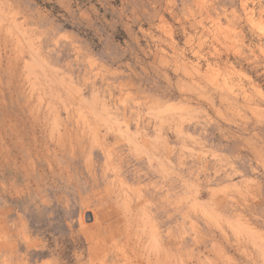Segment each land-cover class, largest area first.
Listing matches in <instances>:
<instances>
[{
    "label": "rangeland",
    "instance_id": "rangeland-1",
    "mask_svg": "<svg viewBox=\"0 0 264 264\" xmlns=\"http://www.w3.org/2000/svg\"><path fill=\"white\" fill-rule=\"evenodd\" d=\"M151 261L264 264V0H0V264Z\"/></svg>",
    "mask_w": 264,
    "mask_h": 264
},
{
    "label": "bare ground",
    "instance_id": "bare-ground-1",
    "mask_svg": "<svg viewBox=\"0 0 264 264\" xmlns=\"http://www.w3.org/2000/svg\"><path fill=\"white\" fill-rule=\"evenodd\" d=\"M59 132H60V131H59ZM59 132H58V134H60ZM58 134H57V135H58ZM59 137H60V136H59ZM53 139H54V138H53ZM58 139H59V138H58ZM17 140H18V139H17ZM18 142H19V141H18ZM46 151H47V150H46ZM48 152H49V151H48ZM167 153H168V152H167ZM168 154H169V153H168ZM28 156H29V155H28ZM52 156H53V155H52ZM53 157H54V156H53ZM53 157H52V158H53ZM166 157H168V156H165V159H166ZM48 162H49V161H48ZM58 165H59V163H58ZM48 166H49V165H48ZM67 168H68V167H67ZM66 175H67V174H66ZM67 177H68V176H67ZM143 214H144V212H143ZM120 220L122 221V219H120ZM120 220H119V222H120ZM131 221H133V220H131ZM131 221H130V222H131ZM125 222H126V221H125ZM120 223H121V222H120ZM123 223H124V222H123ZM126 224H127V223H126ZM142 224H143V223H142ZM119 225H120V224H119ZM127 225H129V224H127ZM143 225H144V224H143ZM123 226H124V225H123ZM145 226H146V225H145ZM116 227H117V226H116ZM150 227H151V226H150ZM119 228H120V227H119ZM137 228H139V227L137 226ZM141 228H142V227H141ZM116 229H117V228H116ZM121 229H122V228H121ZM124 229H125V228H124ZM151 229H152V228H151ZM111 230H112V229H111ZM136 230H137V229H136ZM152 230H153V229H152ZM140 231H141V229H140ZM154 231H155V230H154ZM128 232H129V231H128ZM147 232H149V231H147ZM151 232H152V231H151ZM117 233H118V232H117ZM124 233H125V232H124ZM139 233H140V232H139ZM142 233H143V231H142ZM153 234H154V233H153ZM119 235H120V234H119ZM125 235H127V234L125 233ZM135 235H136V234H135ZM150 235H151V233H150ZM133 236H134V234H133ZM124 237H125V236H124ZM124 237H123V238H124ZM135 238H136V237H135ZM146 240H147V239H146ZM127 241H128V240H127ZM132 241H133V240H132ZM136 241H137V238H136ZM149 241H150V240H149ZM149 241H148V242H149ZM144 242H145V241H144ZM118 243H119V242H118ZM120 243H121V241H120ZM133 243H134V241H133ZM137 243H138V242H137ZM140 243H141V242H140ZM145 243H146V242H145ZM130 244H131V243H130ZM135 244H136V243H135ZM149 244H150V243H149ZM115 245H116V243H115ZM132 246H133V244H132ZM138 246H142V245L140 244V245H138ZM138 246H137V247H138ZM147 246H148V245H147ZM147 246H146V247H147ZM152 246H154V245L152 244ZM116 247H117V245H116ZM127 247H128V245H127ZM133 247H134V246H133ZM143 247H144V246H143ZM157 247H158V246H157ZM129 248H130V247H129ZM131 248H132V247H131ZM147 248H148V247H147ZM124 249H125V248H124ZM124 249H123V250H124ZM132 249H133V248H132ZM139 249H140V248H139ZM158 249H159V248H158ZM158 249H157V250H158ZM126 250H127V249H126ZM133 250H135V248H134ZM133 250H132V251H133ZM146 251H147V249L145 250V252H146ZM151 251H152V250H151ZM154 251H155V250H154ZM142 252H144V251H142ZM142 252H140L141 255H142ZM114 253H115V252H114ZM137 253H138V252H137ZM148 253H149V252H148ZM157 253H158V252H157ZM119 254H120V253H119ZM123 254H125V253H123ZM150 254L152 255V252H151ZM133 255H134V254H133ZM138 256H139V255H138ZM145 256H146V254H145ZM148 256H149V255H148ZM157 256H158V255H157ZM160 256H161V255H160ZM165 256H166V254H165ZM122 257H123V255H122ZM141 257H142V256H141ZM143 257H144V255H143ZM151 257H152V256H151ZM155 257H156V256H155ZM114 258H115V257H114ZM123 258H124V257H123ZM139 258H140V257H139ZM145 258H146V257H145ZM145 258H144V259L142 258V259L145 260ZM169 258H170V257H169ZM135 259H136V258H135ZM137 259H138V258H137ZM142 259L140 258V261H139L140 263H141V260H142ZM148 259H149V258H148ZM163 259H167V260H169L168 258H163ZM151 260H152V259H151ZM154 260H157V258L154 259ZM158 260H159V259H158ZM167 260H166V261H167ZM136 261H138V260H136ZM166 261H165V262H166ZM145 262H146V261H145ZM147 262H149V260H148ZM147 262H146V263H147ZM154 262H156V261H154ZM154 262H153V263H154ZM158 262H159V261H158ZM161 262H162V261H161ZM162 263H164V262H162ZM167 263H169V262H167ZM151 264H152V261H151Z\"/></svg>",
    "mask_w": 264,
    "mask_h": 264
}]
</instances>
